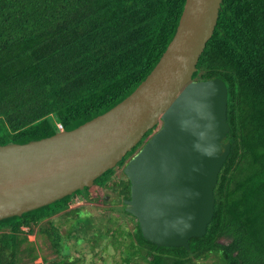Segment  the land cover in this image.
Segmentation results:
<instances>
[{"label":"trees","instance_id":"obj_1","mask_svg":"<svg viewBox=\"0 0 264 264\" xmlns=\"http://www.w3.org/2000/svg\"><path fill=\"white\" fill-rule=\"evenodd\" d=\"M183 3L0 0V145L52 135L57 124L70 130L121 101L164 51ZM195 68L191 79L219 78L225 85L229 142L204 234L189 238L188 249L146 241L136 219L123 209L121 198L127 196L129 184L125 178L124 185L116 183L121 205L112 210L117 216L81 217L78 209L69 208L78 196L87 197L92 186L107 184L111 168L82 188L83 194L75 190L1 219L0 264H20L22 256L40 264L27 237L35 225L55 253L46 264H92L71 256L68 240L87 243L93 254L96 247L105 252V242L119 248L117 264H205L208 259V264H264V0H221ZM152 131L147 130L117 166L122 167ZM101 176L105 180L99 184ZM61 211L68 221L64 234L49 219ZM124 216L131 221L129 230L118 223ZM103 255L101 264L111 263Z\"/></svg>","mask_w":264,"mask_h":264},{"label":"water","instance_id":"obj_2","mask_svg":"<svg viewBox=\"0 0 264 264\" xmlns=\"http://www.w3.org/2000/svg\"><path fill=\"white\" fill-rule=\"evenodd\" d=\"M221 0H184L175 31L145 78L105 112L70 129L0 145V220L92 185L160 123L126 160L122 203L142 237L183 247L211 220L212 190L229 142L222 80L191 79Z\"/></svg>","mask_w":264,"mask_h":264},{"label":"rangeland","instance_id":"obj_3","mask_svg":"<svg viewBox=\"0 0 264 264\" xmlns=\"http://www.w3.org/2000/svg\"><path fill=\"white\" fill-rule=\"evenodd\" d=\"M105 177L101 176L100 179H97V182L101 184L104 182ZM123 182L124 183V176L122 175V170L120 166H117V164L113 167V173L111 177L108 179L107 184H105L102 187L92 186L89 191L90 194L87 195V197L78 196V199L73 201L71 203V206L69 208H76L79 210V214L82 217L84 214H89L92 217H102L104 215H112L117 216L118 213L115 210H112V207H120V200L118 199L121 197L120 194H118V185H116L117 182ZM118 182V183H119ZM116 187V189H115ZM114 188V189H113ZM81 194H83L85 191L83 189L79 190ZM118 194V195H117ZM92 196V197H90ZM104 199V200H102ZM63 211L60 213H56L53 216H51L49 219L54 222L57 227L60 234H64L65 231L68 228V221L66 218L62 215ZM123 224L126 229H130L131 221L127 218L125 219V216L122 218L121 221L118 220V223ZM41 223H45V221H41ZM37 226H33L32 233H29L27 235L28 242H30L31 245L35 248V252L37 254V259L39 260L40 264H46L53 258H55V253L50 250L49 248V242L45 235L38 232ZM21 230H26V227H21ZM72 240H68L67 243L70 245V255L76 258H82L85 261H91L92 264H101V260L99 259V255H105L108 256L107 262H111L109 264H117L119 262V248L114 249L111 246L108 245V243H102V245L105 246L107 249H105V252L99 250L98 247H96L94 250L96 253H92L89 250L88 244L85 242H81L78 245H74L71 243ZM126 252L121 253V255H126ZM103 255V256H104ZM44 260V261H43ZM211 262V259L205 260L203 263L208 264ZM20 264H33L27 262V259L25 256H22L21 263ZM108 264V263H107Z\"/></svg>","mask_w":264,"mask_h":264},{"label":"flooded vegetation","instance_id":"obj_4","mask_svg":"<svg viewBox=\"0 0 264 264\" xmlns=\"http://www.w3.org/2000/svg\"><path fill=\"white\" fill-rule=\"evenodd\" d=\"M159 125H160V123H158L155 127H153V131L156 130V128H158ZM153 131H152V132H153ZM152 132H151V133H152ZM141 144H142V143H141ZM130 155H131V154H130ZM130 155H129V156H130ZM129 156L126 158V160L129 158ZM126 160L124 161L123 166H124ZM123 166L121 167V169L123 168ZM124 178L126 179L125 175H124ZM126 180H127V179H126ZM127 181H128V180H127ZM128 183H129V182H128ZM121 185H124V183H123L122 181L120 182V186H121ZM128 197H129V184H128V193H127V196H126V197H123V196H122L121 201H122L124 198H128ZM123 207H124V205H123Z\"/></svg>","mask_w":264,"mask_h":264},{"label":"built area","instance_id":"obj_5","mask_svg":"<svg viewBox=\"0 0 264 264\" xmlns=\"http://www.w3.org/2000/svg\"><path fill=\"white\" fill-rule=\"evenodd\" d=\"M57 128H58V130H61L62 129V127L60 126V124H57Z\"/></svg>","mask_w":264,"mask_h":264},{"label":"clouds","instance_id":"obj_6","mask_svg":"<svg viewBox=\"0 0 264 264\" xmlns=\"http://www.w3.org/2000/svg\"><path fill=\"white\" fill-rule=\"evenodd\" d=\"M62 130V129H61ZM61 130H58V131H61Z\"/></svg>","mask_w":264,"mask_h":264}]
</instances>
